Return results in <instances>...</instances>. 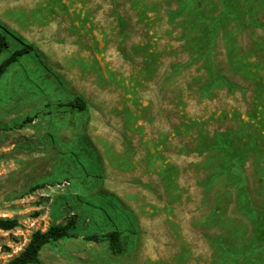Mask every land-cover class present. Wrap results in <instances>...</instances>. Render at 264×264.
<instances>
[{"label": "rangeland", "instance_id": "1", "mask_svg": "<svg viewBox=\"0 0 264 264\" xmlns=\"http://www.w3.org/2000/svg\"><path fill=\"white\" fill-rule=\"evenodd\" d=\"M0 264H264V0H0ZM88 103L71 109L75 98ZM121 230L123 252L108 241Z\"/></svg>", "mask_w": 264, "mask_h": 264}, {"label": "trees", "instance_id": "2", "mask_svg": "<svg viewBox=\"0 0 264 264\" xmlns=\"http://www.w3.org/2000/svg\"><path fill=\"white\" fill-rule=\"evenodd\" d=\"M10 32L0 25V80L7 72V69L16 64L19 58L25 54L34 51L32 45H25V48L13 53L9 58L2 61L4 52L9 49ZM65 106L71 109L85 111L88 108V103L78 97L71 100ZM19 226L17 219H0V230L11 231ZM121 230H112L104 236L87 235L83 239L89 242H101L106 240L109 242L111 250L114 255H120L123 252L124 244ZM80 236L76 233V224L74 220H69L66 223H59L51 225L46 231H36L30 239L28 245L24 250L15 257L9 264H43L41 259V252L43 249L54 242H59L65 239H78Z\"/></svg>", "mask_w": 264, "mask_h": 264}]
</instances>
